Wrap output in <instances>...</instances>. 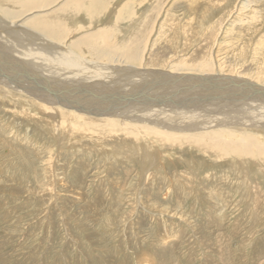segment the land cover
<instances>
[{
  "label": "rangeland",
  "instance_id": "1",
  "mask_svg": "<svg viewBox=\"0 0 264 264\" xmlns=\"http://www.w3.org/2000/svg\"><path fill=\"white\" fill-rule=\"evenodd\" d=\"M34 22L56 25L42 34L53 47L93 44L75 51L104 66L264 85V0H0L6 29L40 37ZM106 45L112 55L97 60ZM35 102L0 85V264H264L254 146L245 156L225 151L216 129L166 132L146 155L122 143L121 127L89 131L78 111L58 127Z\"/></svg>",
  "mask_w": 264,
  "mask_h": 264
},
{
  "label": "bare ground",
  "instance_id": "2",
  "mask_svg": "<svg viewBox=\"0 0 264 264\" xmlns=\"http://www.w3.org/2000/svg\"><path fill=\"white\" fill-rule=\"evenodd\" d=\"M76 7L79 11L81 6L78 4ZM88 9L97 11L95 5L88 6ZM30 27L40 32L34 31L40 37L0 25V35H5L0 36V53L5 54L0 55V76L5 80L0 85L32 96L52 124L58 127L64 124L69 128V121L77 118V114L73 113L78 111L82 114L77 120L95 125H88L89 131L90 127L102 124L104 126L101 128L109 126L110 130L121 127L119 133L122 134L119 136L122 143L133 142L125 146L138 148L146 155L150 154L151 149L145 142L149 141L153 147H157L156 143L167 144L162 139L168 138L166 132L193 134L216 129L221 133L220 140L228 144L224 145L225 151L240 152L247 156L250 146H254L259 159L264 162L263 139H249L241 131L243 127L264 130V85L257 86L232 76L206 74L205 78L197 75L180 77L182 75L159 72L143 74L134 71L130 65L118 66L119 63L104 66L93 59L80 57L79 53H85L80 51L89 53L88 49H92L93 44L79 46V43L74 47L72 43L79 53L73 49L74 52L70 49L65 51L49 45L48 39L42 35L53 33L56 25L34 22ZM96 34L94 36L97 39L99 32ZM94 36H88L91 38H87L90 39L88 43L94 40ZM107 40L106 43L109 42ZM113 48L112 45H106L103 49L105 52L96 59L111 56ZM27 83L30 86H22ZM68 106L71 112L59 109H69ZM176 118H181V121H176ZM228 127L238 131V136L222 129Z\"/></svg>",
  "mask_w": 264,
  "mask_h": 264
}]
</instances>
